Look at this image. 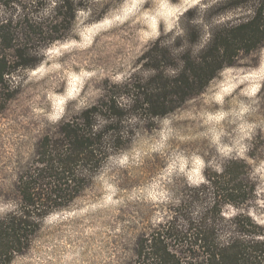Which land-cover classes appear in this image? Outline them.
Instances as JSON below:
<instances>
[{"label":"trees","instance_id":"16d2710c","mask_svg":"<svg viewBox=\"0 0 264 264\" xmlns=\"http://www.w3.org/2000/svg\"><path fill=\"white\" fill-rule=\"evenodd\" d=\"M42 1L0 0L9 10L0 15L4 101L15 90L11 77L35 68L47 46L67 37L77 10L92 11V0H52L51 13L39 16ZM263 48L264 0H204L186 8L177 29L138 57L137 70L120 83L104 80L94 103L35 139L29 159L0 190L9 206L0 214V264L23 252L48 214L69 207L106 162L126 149L139 126L180 109L223 69L250 60L255 65ZM249 159L264 161L262 143L205 171L197 185L183 182L174 201H166L163 220L140 232L129 257L117 264H264V222L251 214L259 193ZM227 206L233 209L228 215Z\"/></svg>","mask_w":264,"mask_h":264},{"label":"rangeland","instance_id":"374dc122","mask_svg":"<svg viewBox=\"0 0 264 264\" xmlns=\"http://www.w3.org/2000/svg\"><path fill=\"white\" fill-rule=\"evenodd\" d=\"M203 1L92 0L91 12L77 10L67 37L47 46L35 68L12 76L14 92L0 98V190L11 184L47 126L94 103L104 80L124 81L138 69L142 52L177 29L186 8ZM42 2L39 16L54 6ZM7 13L0 5V15ZM252 62L223 69L180 109L139 126L126 149L69 207L48 214L8 264H117L129 257L140 232L163 220L166 201H174L183 182L197 185L205 171L244 157L248 145L264 147V48ZM248 164L259 193L251 214L263 223L264 161ZM8 207L0 199V214Z\"/></svg>","mask_w":264,"mask_h":264}]
</instances>
